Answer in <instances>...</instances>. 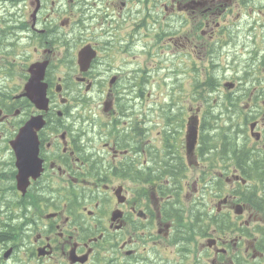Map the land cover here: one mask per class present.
I'll list each match as a JSON object with an SVG mask.
<instances>
[{
  "label": "flooded vegetation",
  "instance_id": "flooded-vegetation-1",
  "mask_svg": "<svg viewBox=\"0 0 264 264\" xmlns=\"http://www.w3.org/2000/svg\"><path fill=\"white\" fill-rule=\"evenodd\" d=\"M148 4L0 0V264H229L227 234L213 232L209 217L210 231H191L195 217L186 215L200 183L209 207L220 210L215 220L227 221L229 168L225 160L214 169L203 162L211 150L201 143L194 163L186 148L192 107L170 96L150 102L131 48L141 53L166 14L199 19L200 36L181 38L178 29L168 45L173 57L200 59L211 73L228 55L258 62L264 44L250 31L233 48L222 39L233 25L221 30L218 16L237 0H168L163 14ZM96 5L103 7L88 13ZM85 48L93 58L82 70ZM220 62L215 74L227 71ZM37 64H45L46 111L25 96ZM245 83L227 90L264 91ZM40 114L34 159V144L20 133Z\"/></svg>",
  "mask_w": 264,
  "mask_h": 264
},
{
  "label": "rangeland",
  "instance_id": "rangeland-1",
  "mask_svg": "<svg viewBox=\"0 0 264 264\" xmlns=\"http://www.w3.org/2000/svg\"><path fill=\"white\" fill-rule=\"evenodd\" d=\"M93 0H90V2H92ZM159 3V0H152V3L150 2L148 4V6H153L154 7L156 4ZM100 6L103 7V5H96V6H92L91 10L88 12H94L96 13L99 9ZM138 7V8H137ZM143 7H146V5L142 3V5H137L134 6L132 9V12H134L135 10L138 9H142ZM159 8V7H158ZM104 11V8L102 9ZM233 12L231 14L228 15V18H233V20L235 21L236 19V24L240 23V27L243 30V35H241V33H239L240 37L241 36H245L248 31L254 26H256V31L258 32L259 29H262L260 25H263V15H264V0H238L237 4H234V6L232 7ZM251 10H253L252 13H249ZM260 11L263 13L260 14V17L258 18H253V14H259ZM159 12L161 11V8H159ZM238 13H243L248 14L249 16L247 17H241V18H237V14ZM135 15V14H134ZM142 17H144V14L142 15ZM159 17V15H158ZM141 18V16L139 17ZM138 18V19H139ZM139 21V20H137ZM159 21L160 24L162 25H169L170 27L167 28V31L169 33H172L174 30L178 31V29H180V33L177 34V36L183 38L185 35H194V36H200V30L201 28H199L197 30V25L200 23L198 18H191V16H187L185 19V22L182 20V18H180L177 15L172 16V14H166L165 18H163V16L161 15L159 17ZM222 22V20H219ZM117 23V22H115ZM186 23V24H184ZM126 25V24H125ZM131 27L130 24H127V28L129 29ZM157 29H159V27H152L153 32L149 33L148 38L145 37V43H146V47L145 49H148L149 52H151V55L148 56L147 62L144 61V56H143V50H141V54L138 51H135L134 48H131L132 54L134 57H132V61H133V68L135 69V67L137 66H141L143 67V69H140V71L142 70V73L145 74V77L147 79V85L144 86V91H149V93L152 95L150 97V102L151 101H155V102H161L164 94L168 93V90H172V93L176 94L177 96L174 97H178L181 96L183 102H187V92L183 89L186 90H190L189 88V81L187 78L184 77L185 79V83L182 85L183 80H180V91H179V81L175 80V77L172 76L171 74L166 75L165 73H167L170 70H173L177 67L182 68L183 64H182V60L179 57L176 56H172L170 53L171 51H173V48L171 46H169L168 44H171L169 42V40L165 37V38L161 43L162 46H159L160 41L158 40V42L156 41V32ZM177 33V32H176ZM173 34V33H172ZM171 34V35H172ZM237 34V32L234 33H229V35H233ZM153 35V36H152ZM228 35L227 39H232L230 38ZM257 39L260 40L261 44H264V30H263V34L261 36H257ZM235 42V41H234ZM162 50L167 51V57L165 58V55L163 53H161ZM160 57V59H159ZM162 57V58H161ZM154 62H157L158 64V68L155 70H151L150 66L154 65ZM202 61H198L199 66H201ZM236 67H241L238 64L235 65ZM149 70H148V68ZM148 73V74H147ZM169 77V78H166ZM156 79L157 83H151L152 79ZM192 78V77H191ZM262 78V83L264 84V74L261 76ZM178 80H179V76H178ZM154 84L155 87L152 89L150 85ZM251 92V93H250ZM212 99H217V95H213ZM250 99L252 101L251 106H247L246 104V100ZM218 100V99H217ZM197 102V101H194ZM242 104V108L245 109L246 113H249L250 111H261V113L264 112V91H245L243 92V100L240 101ZM188 106H190V104H187ZM243 111V110H242ZM237 123V121H236ZM239 127L242 128L243 130L246 129V125L245 123L242 121H239ZM252 141L254 140H246L245 142L247 144L252 143V146L254 148H256V150H261L263 148L262 143H253ZM242 143V141H240ZM190 203V202H189ZM249 215L251 216H261V214H257L255 212H251L247 213L245 212V214L241 217V219L236 220L237 223H242L244 221H249L250 222V218ZM250 216V217H251ZM257 220V218H252ZM261 227L264 228V223H261ZM233 237V236H232ZM245 247V245L242 243V248ZM240 259L241 262H244V256L242 254H240Z\"/></svg>",
  "mask_w": 264,
  "mask_h": 264
},
{
  "label": "trees",
  "instance_id": "trees-1",
  "mask_svg": "<svg viewBox=\"0 0 264 264\" xmlns=\"http://www.w3.org/2000/svg\"><path fill=\"white\" fill-rule=\"evenodd\" d=\"M231 145L232 142L229 141L228 150L231 153L230 157L233 159L235 167L242 168L243 164L245 163L244 175L253 183L250 185L248 195L243 201L248 207H252L256 211L264 213V157L251 156L248 154L247 150L239 149L237 147L232 148ZM227 232L230 235L235 234L236 232L243 238H248V230L244 227H239V225L235 224L233 221L228 222ZM253 232L259 233L261 235V243L256 244V249L263 251L264 228L256 227ZM244 263L252 264L248 258L244 261Z\"/></svg>",
  "mask_w": 264,
  "mask_h": 264
},
{
  "label": "water",
  "instance_id": "water-1",
  "mask_svg": "<svg viewBox=\"0 0 264 264\" xmlns=\"http://www.w3.org/2000/svg\"><path fill=\"white\" fill-rule=\"evenodd\" d=\"M32 76L29 80V83L26 85V89L28 90V97L34 102L37 108L44 109L46 108V100L44 98V91H36L39 87L44 88L40 83L43 77V70H31ZM40 117H34L31 121L32 123L28 124L27 127L22 132L21 136L27 137V140L30 138H34V129H38L41 126V123L38 121ZM37 121V122H36ZM197 136V121L194 119L190 121V125L188 128V135H187V145L189 151L191 152ZM235 213L240 215L242 213V207L240 205H236Z\"/></svg>",
  "mask_w": 264,
  "mask_h": 264
}]
</instances>
